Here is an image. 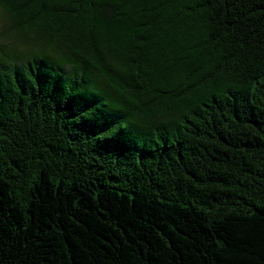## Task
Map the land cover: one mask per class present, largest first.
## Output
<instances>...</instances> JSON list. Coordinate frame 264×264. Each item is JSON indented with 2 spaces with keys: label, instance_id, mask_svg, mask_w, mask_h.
<instances>
[{
  "label": "trees",
  "instance_id": "trees-1",
  "mask_svg": "<svg viewBox=\"0 0 264 264\" xmlns=\"http://www.w3.org/2000/svg\"><path fill=\"white\" fill-rule=\"evenodd\" d=\"M0 21V264H264V0Z\"/></svg>",
  "mask_w": 264,
  "mask_h": 264
},
{
  "label": "rangeland",
  "instance_id": "rangeland-1",
  "mask_svg": "<svg viewBox=\"0 0 264 264\" xmlns=\"http://www.w3.org/2000/svg\"><path fill=\"white\" fill-rule=\"evenodd\" d=\"M2 25L1 21H0V26Z\"/></svg>",
  "mask_w": 264,
  "mask_h": 264
}]
</instances>
